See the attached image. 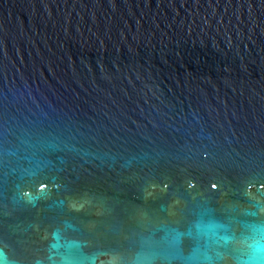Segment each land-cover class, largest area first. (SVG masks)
<instances>
[{"label":"water","instance_id":"1","mask_svg":"<svg viewBox=\"0 0 264 264\" xmlns=\"http://www.w3.org/2000/svg\"><path fill=\"white\" fill-rule=\"evenodd\" d=\"M0 264H264V0H0Z\"/></svg>","mask_w":264,"mask_h":264}]
</instances>
